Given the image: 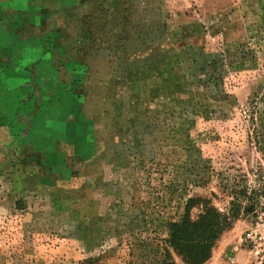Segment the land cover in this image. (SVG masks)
<instances>
[{
	"label": "rangeland",
	"instance_id": "obj_1",
	"mask_svg": "<svg viewBox=\"0 0 264 264\" xmlns=\"http://www.w3.org/2000/svg\"><path fill=\"white\" fill-rule=\"evenodd\" d=\"M191 197L239 206L203 264H253L264 0H0V264H183Z\"/></svg>",
	"mask_w": 264,
	"mask_h": 264
},
{
	"label": "trees",
	"instance_id": "obj_2",
	"mask_svg": "<svg viewBox=\"0 0 264 264\" xmlns=\"http://www.w3.org/2000/svg\"><path fill=\"white\" fill-rule=\"evenodd\" d=\"M196 198H188L180 220L168 223L167 244L183 264H203L212 254V249L222 234L230 229L239 216L238 204L232 203L227 213L219 212L208 200L202 205V211L195 217L190 216V209ZM254 210L251 204L250 212ZM161 264H177L171 255ZM80 264H93L86 259Z\"/></svg>",
	"mask_w": 264,
	"mask_h": 264
},
{
	"label": "built area",
	"instance_id": "obj_3",
	"mask_svg": "<svg viewBox=\"0 0 264 264\" xmlns=\"http://www.w3.org/2000/svg\"><path fill=\"white\" fill-rule=\"evenodd\" d=\"M258 204L254 219L244 233L243 242L249 246L253 264H264V197L260 198ZM228 264H234V261Z\"/></svg>",
	"mask_w": 264,
	"mask_h": 264
},
{
	"label": "crops",
	"instance_id": "obj_4",
	"mask_svg": "<svg viewBox=\"0 0 264 264\" xmlns=\"http://www.w3.org/2000/svg\"><path fill=\"white\" fill-rule=\"evenodd\" d=\"M16 35V34H15ZM209 263V262H208Z\"/></svg>",
	"mask_w": 264,
	"mask_h": 264
}]
</instances>
